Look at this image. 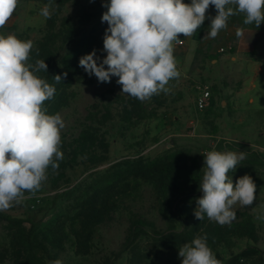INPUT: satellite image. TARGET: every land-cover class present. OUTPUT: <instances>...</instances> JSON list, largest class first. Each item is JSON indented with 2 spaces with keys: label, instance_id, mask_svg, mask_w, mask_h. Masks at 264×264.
I'll list each match as a JSON object with an SVG mask.
<instances>
[{
  "label": "rangeland",
  "instance_id": "obj_1",
  "mask_svg": "<svg viewBox=\"0 0 264 264\" xmlns=\"http://www.w3.org/2000/svg\"><path fill=\"white\" fill-rule=\"evenodd\" d=\"M106 3L19 0L0 28L33 42L29 63L45 60L47 72L38 75L56 88L43 107L65 124L58 169L49 167L34 196L26 192L27 199L3 211L32 219L31 240L48 253L28 246L29 222L12 227L0 219V264H50L48 254L63 264H182L179 248L204 233L222 264H264V22L256 28L234 15L231 32L212 39L217 10L210 5L203 25L174 42L180 76L169 81L170 91L141 102L121 93L118 77L98 82L79 66L94 49L100 60L107 55ZM45 5L50 18L41 15ZM201 82L213 96L204 111L193 101ZM213 149L246 153L229 175L235 183L248 174L257 186L253 204L235 205V218L224 225L194 216L203 153ZM159 158L176 177L166 190L136 172Z\"/></svg>",
  "mask_w": 264,
  "mask_h": 264
},
{
  "label": "clouds",
  "instance_id": "obj_2",
  "mask_svg": "<svg viewBox=\"0 0 264 264\" xmlns=\"http://www.w3.org/2000/svg\"><path fill=\"white\" fill-rule=\"evenodd\" d=\"M18 3L0 0V28ZM210 5L217 10L207 34L212 39L234 15L243 14V23H254L256 28L264 22V0H110L103 5L107 11L101 17L108 24L103 39L107 55L100 60L94 49L80 58L79 66L89 76L95 75L98 82L118 77L121 93L141 102L160 92L167 94L169 81L180 76L174 42H179L181 34L191 36L203 25ZM41 15L50 18V6L45 5ZM32 48L31 40H22L14 33L0 34V211L27 199L26 192L34 196L47 179L48 168L58 169V161L63 159L64 121L59 113L48 114L43 107L54 97L56 88L38 75L47 72L45 60L29 63ZM53 78L56 83L62 80L59 74ZM203 155L199 184L203 195L196 200L194 216L202 220L206 215L220 225L228 224L235 218V205L249 206L255 200L257 186L250 175L235 183L229 175L246 153L213 149ZM178 256L182 264H222L208 244L207 233L183 244ZM50 264L63 262L56 259Z\"/></svg>",
  "mask_w": 264,
  "mask_h": 264
},
{
  "label": "trees",
  "instance_id": "obj_3",
  "mask_svg": "<svg viewBox=\"0 0 264 264\" xmlns=\"http://www.w3.org/2000/svg\"><path fill=\"white\" fill-rule=\"evenodd\" d=\"M55 99H58V96ZM55 109H57V106L55 107ZM138 167H139V170H137L136 172L139 175L145 176L148 180L153 179L154 181L157 182V184L162 186L163 190L170 188L169 187L170 184H174L176 181V177H174L172 174L173 165H171L170 163H166L162 158H159L156 161H152L148 165H143V166H138ZM0 219L7 221L9 225H11L12 227L18 226L23 222H29L30 227L27 232V240H26L28 246L29 247L35 246V247L41 248L45 253H48L47 252L48 250L45 244L34 243L31 240V236L37 227V224L33 222L32 219L11 216L10 214H7L3 211H0ZM48 256L51 259V261H53L52 256H50V254H48ZM108 264H111V263H108Z\"/></svg>",
  "mask_w": 264,
  "mask_h": 264
},
{
  "label": "built area",
  "instance_id": "obj_4",
  "mask_svg": "<svg viewBox=\"0 0 264 264\" xmlns=\"http://www.w3.org/2000/svg\"><path fill=\"white\" fill-rule=\"evenodd\" d=\"M226 48L221 47L220 53L225 52ZM194 105L197 110L204 111L213 106V96L209 84L201 82L195 87V94L193 97Z\"/></svg>",
  "mask_w": 264,
  "mask_h": 264
},
{
  "label": "crops",
  "instance_id": "obj_5",
  "mask_svg": "<svg viewBox=\"0 0 264 264\" xmlns=\"http://www.w3.org/2000/svg\"><path fill=\"white\" fill-rule=\"evenodd\" d=\"M226 29H227V32H231V27H230V25L228 24L227 27H226L225 29L221 30V31L218 33V35H221V34H223L224 32H226ZM221 47H223V46H221ZM226 54H227V53H226Z\"/></svg>",
  "mask_w": 264,
  "mask_h": 264
},
{
  "label": "water",
  "instance_id": "obj_6",
  "mask_svg": "<svg viewBox=\"0 0 264 264\" xmlns=\"http://www.w3.org/2000/svg\"><path fill=\"white\" fill-rule=\"evenodd\" d=\"M227 57H229V56H227Z\"/></svg>",
  "mask_w": 264,
  "mask_h": 264
}]
</instances>
